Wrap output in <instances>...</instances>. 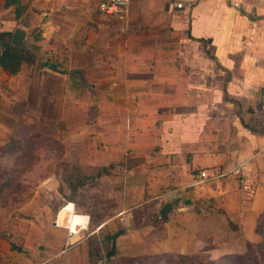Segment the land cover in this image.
Wrapping results in <instances>:
<instances>
[{
    "label": "crops",
    "instance_id": "1",
    "mask_svg": "<svg viewBox=\"0 0 264 264\" xmlns=\"http://www.w3.org/2000/svg\"><path fill=\"white\" fill-rule=\"evenodd\" d=\"M99 1L0 0V33H25L19 70L0 67V146L48 127L58 162L113 167L119 185L118 210L82 230L44 178L7 222L5 264L107 263L112 244V260L246 254L264 212V0H129L124 21Z\"/></svg>",
    "mask_w": 264,
    "mask_h": 264
},
{
    "label": "rangeland",
    "instance_id": "2",
    "mask_svg": "<svg viewBox=\"0 0 264 264\" xmlns=\"http://www.w3.org/2000/svg\"><path fill=\"white\" fill-rule=\"evenodd\" d=\"M17 151L9 157L0 160L2 177H6L10 186L0 194V264H5L4 247L7 241V222L14 216L16 210L26 203L35 192L40 193L42 180L46 177L57 176L63 193H60L64 200L70 194L68 185L62 183V177H72V181H83L84 185L75 194L74 201L77 204L75 209L78 214L90 211L89 227H93L106 218L113 215L119 208L117 197L118 184L107 182L103 178L90 180L89 176L94 173L88 168L70 170L68 167H61L58 162L61 159V144L54 138L52 129L44 127L43 131L34 124H20L17 127ZM66 165V164H65ZM74 165L75 164H70ZM87 176V177H85ZM82 177L85 179L82 180ZM2 180H0V183ZM64 191L68 194H64ZM60 199V197H59ZM263 240V239H262ZM253 246L249 253L242 257V260H233L232 264H246L253 257L260 258L257 248ZM250 253L252 254L251 256ZM105 257V254L103 255ZM264 258V257H263ZM120 260V259H118ZM117 260V261H118ZM115 261V262H114ZM112 260V264L116 260ZM107 264V263H105ZM170 264H212L211 261L201 257H187L185 260H177Z\"/></svg>",
    "mask_w": 264,
    "mask_h": 264
},
{
    "label": "trees",
    "instance_id": "3",
    "mask_svg": "<svg viewBox=\"0 0 264 264\" xmlns=\"http://www.w3.org/2000/svg\"><path fill=\"white\" fill-rule=\"evenodd\" d=\"M10 37V35L5 34V33H0V49L3 48V51H0V67L7 72L10 73H16L19 68L21 63L24 60V54L22 52V50L20 48H14L11 46L10 44V40H6V37ZM54 68V67H52ZM55 70V69H54ZM21 124V123H20ZM16 125V128L14 130V132L8 137L6 143L2 146H0V160L5 158V157H9L11 156L12 153H14L15 151H17V127L20 125ZM62 148V145H61ZM62 152V149H61ZM66 164V165H65ZM61 167H68L71 168L70 170L74 169V170H81V169H85L88 167H81V166H74V165H70L67 163H61ZM113 168V167H112ZM111 167L105 168V167H101V168H88L90 170H93L94 173L92 175L89 176L90 180H96V179H101L103 178V176L109 175L110 174V170L112 169ZM3 173H2V169L0 167V180H2V182L0 183V194H2L5 189H7L10 186V183L8 182L6 177H2ZM87 177V176H85ZM85 177H82V180L85 179ZM62 183H65L66 185H68V188L70 190V194L66 197V201L70 202L72 204H74L75 208H77V204L76 202L73 200L75 197V194L82 188V186L84 185L83 181L81 182V180H76V182L72 181V177L68 176V177H62ZM58 192L59 193H63L62 191V187L61 185L58 188ZM83 215H87L88 217L92 216L90 211H84ZM91 218V217H90ZM101 222V221H100ZM99 222V223H100ZM122 230H119L117 233L113 234L112 236H109L107 238V240L109 242L114 241L120 234H122ZM256 232L258 234H260L262 236L261 242V246H259L257 248V252L260 253V258L256 259L255 257H253L251 260H249L246 264H264V212L261 215L257 226H256ZM260 242L256 245H260ZM255 245H248V253L249 250ZM247 254V253H246ZM245 255V254H244ZM244 255H228V256H224L216 261H211L212 264H232L233 260H242V257ZM252 254L250 253L251 256ZM112 256L110 258H107V264H112ZM167 257H142V258H137V259H120V260H116L118 264H170L171 262L177 261V260H185L187 257H178L176 258H169L166 259ZM114 261V260H113ZM115 262V261H114Z\"/></svg>",
    "mask_w": 264,
    "mask_h": 264
},
{
    "label": "built area",
    "instance_id": "4",
    "mask_svg": "<svg viewBox=\"0 0 264 264\" xmlns=\"http://www.w3.org/2000/svg\"><path fill=\"white\" fill-rule=\"evenodd\" d=\"M162 1L166 2L167 4L175 6L177 9H181L184 7V3L180 0H162ZM128 3H129V0H100L97 5V10L105 17H114L120 21H124L126 20L127 14H128ZM226 175L227 173H223V174L213 176L210 179L216 180ZM207 180H209V177L207 176L206 171L202 170L199 173V180L196 181L194 185L205 183ZM240 184L243 190L250 189L248 185L245 184L244 180H240ZM168 195L169 194H166L164 196H168ZM78 217L82 218V224L80 225V229L87 230L88 221H89L88 217L82 216V215ZM67 231H68L67 244L69 246H71L74 243H78L83 239V236L80 232L78 234H74V232L71 231L70 229H67ZM100 264H105V261L101 262Z\"/></svg>",
    "mask_w": 264,
    "mask_h": 264
},
{
    "label": "water",
    "instance_id": "5",
    "mask_svg": "<svg viewBox=\"0 0 264 264\" xmlns=\"http://www.w3.org/2000/svg\"><path fill=\"white\" fill-rule=\"evenodd\" d=\"M24 37H25V33L23 31H21L20 29H15L10 41L11 46L14 48H21L23 45ZM262 103L264 108V93H263ZM171 210H172L171 204L165 203L160 209L158 214L161 218H165L171 212ZM114 254H115V248H114V244H112L111 249L106 254V258H110Z\"/></svg>",
    "mask_w": 264,
    "mask_h": 264
},
{
    "label": "bare ground",
    "instance_id": "6",
    "mask_svg": "<svg viewBox=\"0 0 264 264\" xmlns=\"http://www.w3.org/2000/svg\"><path fill=\"white\" fill-rule=\"evenodd\" d=\"M69 209V208H68ZM67 210L66 211H63L62 212V214H61V220H62V222L64 221V220H67L66 219V216H67ZM72 215V214H71ZM69 219V218H68ZM67 227H68V229H70L71 231H73L74 232V234H78V230L75 228V227H73V226H71V227H69L68 225H67ZM75 238H76V236H75ZM74 238V239H75Z\"/></svg>",
    "mask_w": 264,
    "mask_h": 264
}]
</instances>
